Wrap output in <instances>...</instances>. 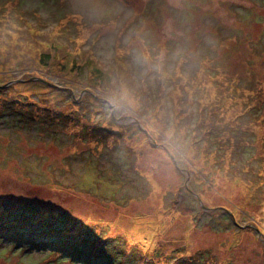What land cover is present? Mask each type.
Returning a JSON list of instances; mask_svg holds the SVG:
<instances>
[{"label": "rangeland", "instance_id": "rangeland-1", "mask_svg": "<svg viewBox=\"0 0 264 264\" xmlns=\"http://www.w3.org/2000/svg\"><path fill=\"white\" fill-rule=\"evenodd\" d=\"M0 264H264V0H0Z\"/></svg>", "mask_w": 264, "mask_h": 264}, {"label": "bare ground", "instance_id": "bare-ground-1", "mask_svg": "<svg viewBox=\"0 0 264 264\" xmlns=\"http://www.w3.org/2000/svg\"><path fill=\"white\" fill-rule=\"evenodd\" d=\"M141 221L135 223L136 225L133 226L132 229L129 230L131 237L132 238H136L134 240H138L140 242H144L143 240V235L146 233L147 231V226H149V219H145L142 218L140 219ZM152 230H155V228H153L154 226H150Z\"/></svg>", "mask_w": 264, "mask_h": 264}, {"label": "trees", "instance_id": "trees-1", "mask_svg": "<svg viewBox=\"0 0 264 264\" xmlns=\"http://www.w3.org/2000/svg\"><path fill=\"white\" fill-rule=\"evenodd\" d=\"M43 56H44V55H43ZM45 57H46V56H45ZM143 218H145V217H143ZM13 222H14L13 218H10V219H2V224H3V223H8L7 226H9V224H13ZM38 222H39V221H38ZM38 222H36V223H38ZM34 224H35V223H34ZM62 247H63V249H65V248L68 247V249H71V251H75V252L72 253L73 256H81V255H83V253H81V252H77V251L75 250L76 248H74V247H72V246H69V243H68V244L64 243V244L62 245ZM87 263H88V262H87Z\"/></svg>", "mask_w": 264, "mask_h": 264}]
</instances>
